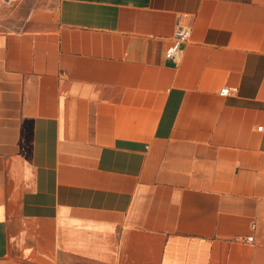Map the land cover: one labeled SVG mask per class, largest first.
<instances>
[{
  "label": "crops",
  "instance_id": "0c3cea01",
  "mask_svg": "<svg viewBox=\"0 0 264 264\" xmlns=\"http://www.w3.org/2000/svg\"><path fill=\"white\" fill-rule=\"evenodd\" d=\"M0 264H264V0L0 23Z\"/></svg>",
  "mask_w": 264,
  "mask_h": 264
},
{
  "label": "rangeland",
  "instance_id": "374dc122",
  "mask_svg": "<svg viewBox=\"0 0 264 264\" xmlns=\"http://www.w3.org/2000/svg\"><path fill=\"white\" fill-rule=\"evenodd\" d=\"M33 0H0V23L15 28L29 10Z\"/></svg>",
  "mask_w": 264,
  "mask_h": 264
},
{
  "label": "built area",
  "instance_id": "2783aa9c",
  "mask_svg": "<svg viewBox=\"0 0 264 264\" xmlns=\"http://www.w3.org/2000/svg\"><path fill=\"white\" fill-rule=\"evenodd\" d=\"M8 1V0H7ZM191 30L184 28L174 32L172 38V44L166 51V58H172L179 54L186 43L190 40ZM230 93L229 89H222L220 91L221 96H228ZM248 241H252V238H248Z\"/></svg>",
  "mask_w": 264,
  "mask_h": 264
}]
</instances>
